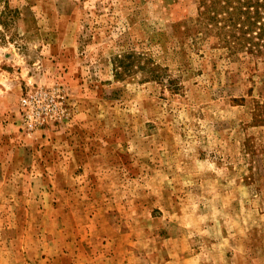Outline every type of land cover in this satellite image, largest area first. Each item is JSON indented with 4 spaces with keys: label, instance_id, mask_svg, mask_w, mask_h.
<instances>
[{
    "label": "rangeland",
    "instance_id": "374dc122",
    "mask_svg": "<svg viewBox=\"0 0 264 264\" xmlns=\"http://www.w3.org/2000/svg\"><path fill=\"white\" fill-rule=\"evenodd\" d=\"M200 5L0 2V264H264V54Z\"/></svg>",
    "mask_w": 264,
    "mask_h": 264
},
{
    "label": "trees",
    "instance_id": "16d2710c",
    "mask_svg": "<svg viewBox=\"0 0 264 264\" xmlns=\"http://www.w3.org/2000/svg\"><path fill=\"white\" fill-rule=\"evenodd\" d=\"M0 13V21L8 26L13 11L6 8ZM200 22L231 55L264 54V0H201Z\"/></svg>",
    "mask_w": 264,
    "mask_h": 264
},
{
    "label": "built area",
    "instance_id": "2783aa9c",
    "mask_svg": "<svg viewBox=\"0 0 264 264\" xmlns=\"http://www.w3.org/2000/svg\"><path fill=\"white\" fill-rule=\"evenodd\" d=\"M24 101L27 103V101H28V100H27V99H25Z\"/></svg>",
    "mask_w": 264,
    "mask_h": 264
}]
</instances>
